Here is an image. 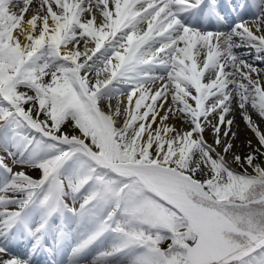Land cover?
<instances>
[{
	"label": "snow or ice",
	"instance_id": "snow-or-ice-1",
	"mask_svg": "<svg viewBox=\"0 0 264 264\" xmlns=\"http://www.w3.org/2000/svg\"><path fill=\"white\" fill-rule=\"evenodd\" d=\"M229 12L0 0V264H264V0Z\"/></svg>",
	"mask_w": 264,
	"mask_h": 264
},
{
	"label": "rangeland",
	"instance_id": "rangeland-1",
	"mask_svg": "<svg viewBox=\"0 0 264 264\" xmlns=\"http://www.w3.org/2000/svg\"><path fill=\"white\" fill-rule=\"evenodd\" d=\"M238 123H239V121H238ZM240 127H241L242 138H243V128H244V126L241 124ZM236 143H237V144H240L241 141H240V140H237ZM237 151H239V152H241V154H243V153L246 151V149L243 148V147H241V148L237 149Z\"/></svg>",
	"mask_w": 264,
	"mask_h": 264
},
{
	"label": "bare ground",
	"instance_id": "bare-ground-1",
	"mask_svg": "<svg viewBox=\"0 0 264 264\" xmlns=\"http://www.w3.org/2000/svg\"><path fill=\"white\" fill-rule=\"evenodd\" d=\"M232 2H237V4L240 2V0H231ZM249 58V57H246ZM250 59V58H249Z\"/></svg>",
	"mask_w": 264,
	"mask_h": 264
}]
</instances>
